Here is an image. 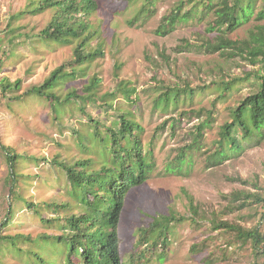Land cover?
I'll return each mask as SVG.
<instances>
[{
    "label": "trees",
    "instance_id": "obj_1",
    "mask_svg": "<svg viewBox=\"0 0 264 264\" xmlns=\"http://www.w3.org/2000/svg\"><path fill=\"white\" fill-rule=\"evenodd\" d=\"M165 1L116 0L124 9L137 7L129 20L130 25L155 16ZM101 3L102 0H32L24 10L12 16L7 30L0 36V44L6 40L11 49L16 36H22V30L13 26V21L25 15L35 16L51 10V20L36 38L45 45L75 43L72 59L55 69L42 84L31 87L20 96L15 95L20 90V81L11 83L1 79L0 95L11 101L22 102L29 97L46 102L52 108L56 120H59V111L73 108L83 113L88 123L86 133L82 130L72 131L77 137L79 152L87 155V159L48 162L64 176L61 188L68 197L66 201L33 203L22 198L20 180L28 182L33 177L16 171L26 157L5 149V159L10 168L8 184L11 199L0 222V253L9 248L16 255L25 252L38 264H146L152 259L163 262L170 253L179 228L187 222L198 228L201 219L203 222L208 221L211 231L228 235L229 245L237 243L244 247L249 244L256 261L264 264V189L256 183L251 185L256 192L238 190L230 193L226 199L228 213L254 211L253 217L257 218V223L252 227L223 219L215 211H202L190 197L188 204L192 220L176 213L159 214L141 229L132 244L127 245L120 236V215L125 199L132 189L152 179L157 171V161L155 139L151 138L146 143L142 140L145 129L139 121L141 97L131 82L121 81L112 92L102 96H98V78L80 87L77 84L80 82L78 76L84 74L87 66L103 55L99 48H91L97 30L87 23V19L100 10ZM253 17L257 22L264 21V0H177L160 18L154 31L156 36L166 37L181 25L206 20L209 26L207 31L215 33L214 39L205 41L199 47L184 40L185 45L179 51L196 48L208 55L218 54L225 60H239L253 67L243 71L240 77H223L212 83L218 94L215 101H222L250 82L249 92L230 109L229 120L219 127L218 136L211 146L205 147L207 168L219 167L243 153L248 142H264V24L254 25L242 40L229 38ZM10 49L5 51L7 58L15 54ZM2 62L0 60V69ZM205 87L194 89L189 83L184 86L160 84L154 88V92L147 93L152 113H177L179 116L178 119L164 121L156 127V131L168 127L174 135L182 118L198 121L188 133L189 144L178 149L176 156L162 168L166 175L179 177L190 172L193 155L203 149L206 133L217 120L215 104L211 110L191 108L197 90H204ZM120 98L123 104H128V108L121 107V103L115 104ZM99 101L105 109L114 111L109 122L87 114V107L97 106ZM185 105L190 107L183 109ZM233 182L249 185L240 178ZM19 201L40 218L43 226L60 234L39 233L35 237L23 233L4 235L3 231L12 222L16 202ZM46 211L52 216L46 217ZM21 242L34 244L38 248H55L56 258L51 261L38 251L24 250L19 246ZM208 243L209 239H206L201 245L193 246L192 250L201 252L208 248Z\"/></svg>",
    "mask_w": 264,
    "mask_h": 264
},
{
    "label": "rangeland",
    "instance_id": "obj_2",
    "mask_svg": "<svg viewBox=\"0 0 264 264\" xmlns=\"http://www.w3.org/2000/svg\"><path fill=\"white\" fill-rule=\"evenodd\" d=\"M30 1L32 0H0V36L7 30L12 16L24 10ZM176 1L166 0L160 5L155 16L130 25L129 20L134 16L137 7L124 9L116 0H102L100 10L87 19L90 27L97 30L91 48H99L103 55L88 65L84 74L78 76V86L98 78V96H102L112 92L121 81L131 82L141 97L142 111L139 121L145 129L142 140L146 143L151 138L155 139L157 171L147 183L130 191L120 215L119 234L127 245L132 244L141 229L159 214L176 213L192 220L188 204L190 197L202 211H215L223 219L252 227L257 223V218L253 217L254 211L228 213L226 199L230 193L238 190L256 192L251 186L252 183L264 189V142H248L243 153L223 165L216 168L206 166L205 147L211 146L212 141L217 138L219 127L229 120L230 109L249 92L250 84L245 83L226 100L215 101L218 94L214 91L212 83L223 77H240L243 71H249L253 67L239 60H225L218 54L208 55L204 50L196 48L179 51L185 45L184 40L199 47L205 41L214 39L215 33L207 31L209 26L206 20L181 25L166 37L156 36L154 31L160 18ZM51 18L52 11L47 10L39 15H25L13 21L12 25L22 30V36H16L11 49L6 40L0 44V60L3 61L0 80L7 79L11 83L20 81V90L15 92V95L20 96L31 87L42 84L55 69L72 59L75 43L45 45L36 38ZM259 23L264 24V21L257 22L253 17L229 38H246L249 30ZM8 49L14 50L15 53L10 58L5 55ZM186 83L194 89L206 86L204 90H197L191 104L192 109L211 110L215 104L218 112L215 114L217 120L213 128L206 133L203 149L193 155V167L190 172L186 176L175 177L166 175L162 168L176 156L178 149L189 144L188 133L198 121L182 118L174 135L168 127L163 131H156V127L164 121H172L179 116L177 113H152L147 93L154 92V88L160 84L184 86ZM116 103H121L124 108L129 107L128 104H123L121 98L117 99ZM188 107L190 106H182L183 109ZM113 113V110L105 109L100 101L97 106L87 107V114L105 122L112 119ZM54 116L52 108L46 102L29 97L22 102L11 101L0 95V146L4 147L0 148V222L11 199L8 184L10 168L5 159V149L26 157L16 171L21 175L33 177L28 182L20 180L22 198H27L33 203L67 200L68 197L61 188L64 176H61L52 164L48 165V162L87 159V155L79 152L77 137L72 131L82 130L86 133L88 123L84 114L73 108L59 111V120L54 119ZM237 178L247 181L249 185L243 186L233 182ZM44 214L46 217L52 216L47 211ZM199 220L201 223L198 228L189 222L179 228L165 261L152 259L146 264L260 263L256 261L249 244L244 247L237 243L229 245L228 235L211 231L208 221ZM3 233H23L32 237L39 233L60 234L43 226L40 218L21 201L16 202L12 222ZM206 239H209L207 249L201 252L192 250L193 246L201 245ZM19 246L24 250L38 251L51 261L56 258L55 248H38L34 244L22 242ZM15 253L10 248L0 253V264H38L34 258L25 255V252L21 255Z\"/></svg>",
    "mask_w": 264,
    "mask_h": 264
}]
</instances>
